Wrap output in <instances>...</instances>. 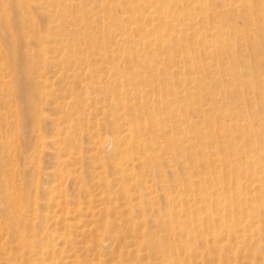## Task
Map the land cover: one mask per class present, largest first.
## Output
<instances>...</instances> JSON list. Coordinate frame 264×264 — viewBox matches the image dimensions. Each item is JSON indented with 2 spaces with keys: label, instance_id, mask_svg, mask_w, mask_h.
<instances>
[{
  "label": "rangeland",
  "instance_id": "1",
  "mask_svg": "<svg viewBox=\"0 0 264 264\" xmlns=\"http://www.w3.org/2000/svg\"><path fill=\"white\" fill-rule=\"evenodd\" d=\"M12 1L10 14L0 0V264H170V252L259 264L264 0ZM131 126L165 148L138 189L105 143Z\"/></svg>",
  "mask_w": 264,
  "mask_h": 264
},
{
  "label": "bare ground",
  "instance_id": "2",
  "mask_svg": "<svg viewBox=\"0 0 264 264\" xmlns=\"http://www.w3.org/2000/svg\"><path fill=\"white\" fill-rule=\"evenodd\" d=\"M2 4L7 6L8 11L11 14V10L14 8V4L12 0H1ZM17 6V5H16ZM78 4L75 1H72L69 3L68 7H77ZM19 10H20V6H18ZM15 13V10L14 12ZM22 14L24 15V11L22 10ZM14 15V14H13ZM16 15V14H15ZM11 16V15H10ZM7 19V18H6ZM16 21V18L14 19ZM18 27V26H17ZM23 37H27V34L23 33ZM36 40H39L38 38H42V37H36ZM40 46H42V42L40 41ZM39 45V44H38ZM226 84V83H225ZM253 87L255 88L256 85H253ZM171 95H173L175 97V92L173 91L171 93ZM192 95V94H191ZM164 97H160V101H163ZM162 99V100H161ZM179 99H183V100H188L189 95L184 98H180ZM191 102H189L190 105ZM128 108V107H127ZM200 110L202 109L201 106L198 107ZM129 112L131 111L130 108H128ZM168 115H170L172 117V119L174 120L177 117H181L180 112L179 111H175L173 109H170L168 111ZM182 120V118H181ZM182 122H185L182 121ZM249 122V121H248ZM184 125H186L187 123H183ZM162 124H160L157 121L156 116H150L148 119L145 120V126L149 127V128H153L156 126H160ZM247 125H244V127H246ZM248 127H252L251 125H249L248 123ZM164 129V128H163ZM181 130H186V126H182ZM139 135V129L134 128L133 126L129 127L126 131V133L124 134V136H122V138L117 141H115L112 139H106L105 143H109V144H115V150L119 151V154H122V156L118 159L117 163H116V170L117 173L120 174V178L119 180L122 182H126L129 183L133 189H138L142 183L140 177H139V173L144 174V173H150V171H152L154 173L155 170V162L160 161L161 156H159L156 151H164L165 148L162 145H159V142L157 140L154 141H148L147 143H142L138 142L134 140V138L136 137V135ZM167 136V141L169 142V152L171 154V158L174 159L175 158V147H178L179 144L176 140L175 134H167L165 135ZM194 136L197 139L200 140H205L208 138V134L205 131H201L200 129H194ZM202 155L204 156V158L206 159V150H202ZM114 156V155H113ZM250 164H252V160L248 161ZM153 187V185H152ZM150 188V186L148 187ZM124 194L126 196H128V191H124ZM146 194V193H145ZM144 194V195H145ZM130 195V194H129ZM131 196V195H130ZM142 193H140L139 196H137L135 199H138V203L137 205L142 208L143 207V201H142ZM132 198V197H131ZM168 217H173V213L169 211V213L167 214ZM160 219V218H159ZM32 222L34 223L35 218L31 219ZM161 222L163 224H165L162 220ZM173 228V226H171V228H167L170 229V231H172L171 229ZM20 242L27 246V245H32L33 242L29 239L26 238L25 235H21L20 237ZM141 238L144 240L145 245L147 247L151 246V247H158L159 248V252L161 254H163L165 252V249L168 248V246L166 244L165 241V237L164 236H157L155 238V240L152 239L151 236L147 235L146 232H142L141 233ZM239 237H237L238 239ZM105 240H101L99 242V245L101 247H103L105 245ZM170 249L175 250V244L171 245ZM172 250V251H173ZM262 251V250H260ZM171 254L169 255V259L167 260L170 264H175V260L172 257L173 255H175V252H170ZM256 256V261L259 262V264H263V260H264V256L259 253V255H255ZM100 259L98 260V262H95L93 264H100Z\"/></svg>",
  "mask_w": 264,
  "mask_h": 264
}]
</instances>
